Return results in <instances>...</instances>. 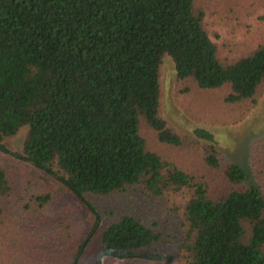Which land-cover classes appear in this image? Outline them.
Here are the masks:
<instances>
[{"label":"trees","instance_id":"1","mask_svg":"<svg viewBox=\"0 0 264 264\" xmlns=\"http://www.w3.org/2000/svg\"><path fill=\"white\" fill-rule=\"evenodd\" d=\"M205 13L199 0H0V150L27 126L15 155L86 205L89 234L103 224L100 256L264 264V136L250 153L255 183L212 131L180 132L161 110L165 54L178 83L219 93L205 105L256 102L264 41L222 56ZM10 178L0 166V264H76L87 237L74 248L68 205L43 191L10 207Z\"/></svg>","mask_w":264,"mask_h":264},{"label":"rangeland","instance_id":"2","mask_svg":"<svg viewBox=\"0 0 264 264\" xmlns=\"http://www.w3.org/2000/svg\"><path fill=\"white\" fill-rule=\"evenodd\" d=\"M199 2L206 11L204 20L209 35L219 46L222 56L227 58L239 56L264 41V18H261L264 15V0H199ZM160 84L161 110L169 124L180 132H191L197 126L212 131L218 149L229 159L241 164L249 175L248 181L256 183L258 180L249 161L254 141L264 136V81L258 87L254 104L248 106L249 102H242L235 105L231 112L218 110L214 104L205 105L218 99L217 91L196 90L188 84L178 83L174 63L167 54L162 57ZM179 88L182 90L179 91ZM26 131L27 126L20 127L8 142V151L0 150V166L11 177L13 195L10 207L16 194L27 198L30 193L43 191L52 193L53 199L60 204L58 206L60 210L64 205H68L71 214L79 221L74 248L76 249L87 237L76 264H177L170 258L167 261L165 256L161 259H148L143 256L130 258L100 256L103 224L95 226L89 234L94 216L86 205L54 176L15 155V152L22 149ZM165 150L183 166L195 160L191 153L169 148ZM262 191L264 195L263 180ZM22 204L21 200V206Z\"/></svg>","mask_w":264,"mask_h":264}]
</instances>
